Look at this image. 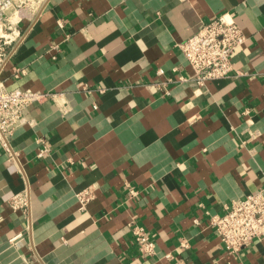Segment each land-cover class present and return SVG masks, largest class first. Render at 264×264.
Returning a JSON list of instances; mask_svg holds the SVG:
<instances>
[{"label":"crops","instance_id":"obj_1","mask_svg":"<svg viewBox=\"0 0 264 264\" xmlns=\"http://www.w3.org/2000/svg\"><path fill=\"white\" fill-rule=\"evenodd\" d=\"M218 15L246 37L240 74L176 82L178 44ZM16 31L5 85L58 97L0 148V264H264V239L231 256L208 223L264 186V0H41Z\"/></svg>","mask_w":264,"mask_h":264},{"label":"built area","instance_id":"obj_2","mask_svg":"<svg viewBox=\"0 0 264 264\" xmlns=\"http://www.w3.org/2000/svg\"><path fill=\"white\" fill-rule=\"evenodd\" d=\"M23 2L24 0H0V23L3 26L0 35V148L10 160L14 156L10 138L23 123L25 108L58 97L49 92L9 89L2 78L7 47L19 38L16 27L25 19L26 13L22 14L26 10L22 7ZM33 4L35 3L31 6ZM9 12L10 17L6 19ZM11 15H17L18 18L11 21ZM245 41L242 30L227 15H218L209 22L202 23L194 36L177 46L191 74L187 77L178 76L176 82L191 81L199 89L209 82L229 78L233 73L239 75V72H234L232 57ZM158 74L162 75L163 71L158 70ZM42 152L40 151L39 156ZM129 190L130 195L136 194L132 188ZM91 198L92 194L88 190L77 195L81 207ZM9 205L13 210H24L26 200L23 195H14L10 198ZM208 223L226 253L231 256H237L248 249L254 241L264 239V186L234 200L230 206L224 207L222 214L209 215ZM130 227L140 256H153L155 244L150 235L141 227L133 224ZM185 245L186 243H182V246Z\"/></svg>","mask_w":264,"mask_h":264},{"label":"rangeland","instance_id":"obj_3","mask_svg":"<svg viewBox=\"0 0 264 264\" xmlns=\"http://www.w3.org/2000/svg\"><path fill=\"white\" fill-rule=\"evenodd\" d=\"M41 0H24V4L22 5V7L24 8V9H26L22 14H24V13H27V11L28 10H31L32 9V6H31V4L34 2V3H36V2H40ZM31 6V7H30ZM11 12V11H10ZM10 12L9 13H7V15H6V19H8V17H10ZM11 21H15L17 18H18V16L17 15H15V16H13V15H11ZM2 32H3V26H2V24L0 23V35L2 34Z\"/></svg>","mask_w":264,"mask_h":264}]
</instances>
